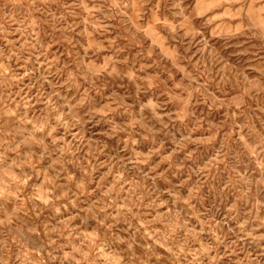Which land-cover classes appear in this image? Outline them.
<instances>
[{
  "label": "rangeland",
  "instance_id": "1",
  "mask_svg": "<svg viewBox=\"0 0 264 264\" xmlns=\"http://www.w3.org/2000/svg\"><path fill=\"white\" fill-rule=\"evenodd\" d=\"M0 264H264V0H0Z\"/></svg>",
  "mask_w": 264,
  "mask_h": 264
}]
</instances>
